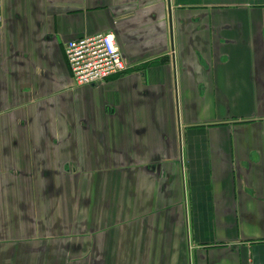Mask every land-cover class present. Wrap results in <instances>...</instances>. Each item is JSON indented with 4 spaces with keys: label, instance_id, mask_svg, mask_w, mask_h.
<instances>
[{
    "label": "crops",
    "instance_id": "0c3cea01",
    "mask_svg": "<svg viewBox=\"0 0 264 264\" xmlns=\"http://www.w3.org/2000/svg\"><path fill=\"white\" fill-rule=\"evenodd\" d=\"M97 32L127 67L75 85L65 43ZM11 200L13 257L46 201L48 264H264V0H0Z\"/></svg>",
    "mask_w": 264,
    "mask_h": 264
},
{
    "label": "built area",
    "instance_id": "2783aa9c",
    "mask_svg": "<svg viewBox=\"0 0 264 264\" xmlns=\"http://www.w3.org/2000/svg\"><path fill=\"white\" fill-rule=\"evenodd\" d=\"M64 54L75 85L102 82L127 67L110 32H97L68 40Z\"/></svg>",
    "mask_w": 264,
    "mask_h": 264
},
{
    "label": "rangeland",
    "instance_id": "374dc122",
    "mask_svg": "<svg viewBox=\"0 0 264 264\" xmlns=\"http://www.w3.org/2000/svg\"><path fill=\"white\" fill-rule=\"evenodd\" d=\"M73 188L75 191L77 186H73ZM53 198L55 199V197ZM61 198L62 196L58 197L59 201L61 200ZM8 203H10V207L7 208L10 209V216L6 217V215L3 214L0 216V264H48L47 258L49 252L47 251V238L51 234V232H48L49 229L47 226V202L41 201L40 216H38L39 205L37 206V201H29L27 203L28 208L31 209V214L29 218L25 217L24 219H28L33 229H30V232L28 234V237H31V241L28 244H25V246L23 247L25 250L23 251L24 254L20 257H13V255H15V252L17 251V248L22 247L21 240L18 238V235L11 232V229H16L18 227L16 222L17 217L14 210L15 202L11 200ZM60 205H62V203ZM51 207L53 208L51 209L53 212L56 206L55 204H53V206ZM65 212L66 211L63 209V207H58L56 208V212L54 214L59 213L62 215ZM78 234L79 233H73V236L78 237ZM16 242H18V245H16ZM31 243H33L34 246L31 245ZM2 247H4L5 249H2ZM72 255L75 258L76 254L72 253ZM60 261L61 263H63L62 260ZM51 264H53V262H51Z\"/></svg>",
    "mask_w": 264,
    "mask_h": 264
}]
</instances>
